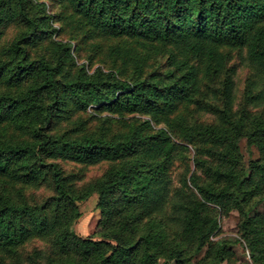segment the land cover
<instances>
[{
    "label": "trees",
    "instance_id": "trees-1",
    "mask_svg": "<svg viewBox=\"0 0 264 264\" xmlns=\"http://www.w3.org/2000/svg\"><path fill=\"white\" fill-rule=\"evenodd\" d=\"M49 1L52 15L0 0V126L23 131L0 143V177L19 186L0 179V252L14 253L0 264H192L205 247L198 264H223L215 207L241 213L264 264V0ZM95 194L100 239H84L74 220Z\"/></svg>",
    "mask_w": 264,
    "mask_h": 264
},
{
    "label": "rangeland",
    "instance_id": "rangeland-1",
    "mask_svg": "<svg viewBox=\"0 0 264 264\" xmlns=\"http://www.w3.org/2000/svg\"><path fill=\"white\" fill-rule=\"evenodd\" d=\"M46 4V11L49 15L54 14V11H57L58 8L56 6H52L50 4L49 0H38L39 7L41 6V3ZM51 25L55 29H59L60 23L53 22L51 20ZM16 34V29L14 27H11L7 30V33L4 38V42L6 43L8 40H11ZM51 37L53 39H60L63 42H69V35L62 34L61 37L58 36V32H54L51 34ZM75 41L72 42L73 45V50L76 49V43ZM110 41H107L106 44L108 45ZM90 47H85L83 50L79 51H73L74 56L76 58L77 64L80 65H86L90 64L91 69L90 71L94 72L98 67L101 66L100 62H95L94 64L89 63V60L87 56L92 53ZM103 55V54H102ZM236 56H234L233 61L236 60ZM237 61V60H236ZM87 66V65H86ZM88 67V66H87ZM246 76V69L242 70L240 73V79H241V85L243 84V81ZM106 113L102 114L100 117L104 118L106 117ZM83 119H88L89 116L83 115ZM103 122L100 119L94 120L93 121V127L97 128L99 127ZM120 125H118L117 128H119ZM21 137H23V131L19 127L18 124L16 123H6V124H1L0 126V143L4 141H11V140H19ZM242 152L245 157V161L247 163V166H249L250 162L255 159H259V154L258 151L250 147L248 141L246 139H243L240 143ZM191 158L194 157V149L190 147V151L188 152ZM188 162V160H187ZM191 167L194 169V163L192 161L189 162ZM66 168L70 170H78L79 165H74L73 163L66 164ZM105 167L102 166H95V167H90L87 172H86V179L87 180H92L95 179L99 176H101L104 173ZM1 185L8 190L12 192V194H15L16 189H18V185H14L10 179L8 178H3L0 177ZM28 197L33 196L35 194V191L28 189V192H26ZM37 195H41L40 192H37ZM98 204V195L95 194L93 195L89 200L80 203L79 205V210H80V216L77 217L74 221V230L82 238L86 239H92V240H99L100 239V219H101V211L99 207L97 206ZM217 210L214 211V213L217 212V219L219 220L220 224V230L217 232L216 235H213L211 237V240L213 241H218L220 239H224L226 241H229L230 244V261L229 262H224L223 264H254L253 258L251 251L247 245V242L243 237L241 236L240 232V225L242 222V215L238 210H231L229 213L224 214L219 212V208L215 207ZM219 210V211H218ZM259 211H264V204L260 205ZM38 242H31L28 244L24 250V257L27 254H32L35 248L37 247ZM41 245V244H40ZM207 251V247L203 250V252L192 261V264H198L199 260L204 256V254ZM14 253L10 252H0V260L2 258L4 259H10ZM10 261V260H9ZM8 261V262H9ZM13 264V262L11 263Z\"/></svg>",
    "mask_w": 264,
    "mask_h": 264
}]
</instances>
